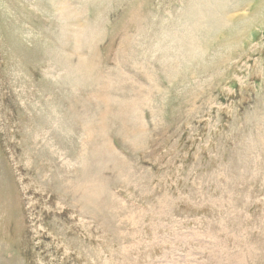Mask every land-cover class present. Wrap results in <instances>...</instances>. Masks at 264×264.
I'll use <instances>...</instances> for the list:
<instances>
[{
  "label": "rangeland",
  "instance_id": "rangeland-1",
  "mask_svg": "<svg viewBox=\"0 0 264 264\" xmlns=\"http://www.w3.org/2000/svg\"><path fill=\"white\" fill-rule=\"evenodd\" d=\"M0 264H264V0H0Z\"/></svg>",
  "mask_w": 264,
  "mask_h": 264
}]
</instances>
